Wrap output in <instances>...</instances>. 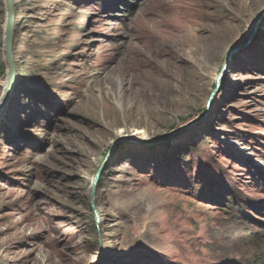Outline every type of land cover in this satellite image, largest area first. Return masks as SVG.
I'll return each instance as SVG.
<instances>
[{"label":"rangeland","instance_id":"obj_1","mask_svg":"<svg viewBox=\"0 0 264 264\" xmlns=\"http://www.w3.org/2000/svg\"><path fill=\"white\" fill-rule=\"evenodd\" d=\"M0 264H264V0H14ZM0 0V97L6 82ZM91 194L94 208L90 204ZM95 209V210H94Z\"/></svg>","mask_w":264,"mask_h":264},{"label":"water","instance_id":"obj_2","mask_svg":"<svg viewBox=\"0 0 264 264\" xmlns=\"http://www.w3.org/2000/svg\"><path fill=\"white\" fill-rule=\"evenodd\" d=\"M4 2H5V8H6V17H5V26H4V47H5V52H6L7 70H6V82L4 84V90L0 97V116L6 108L11 90L13 88L14 80L16 77V63H15L14 43H13L14 28H15V3H14V0H4ZM263 26H264V8L260 11V13L255 18L250 30L246 32L239 39V41L226 52L224 63L214 79L213 88L209 94V97H208V100H207V103H206V106H205V109H204V112L201 118L194 120L192 122H189L171 131L167 135H164L156 139H152V140L140 139L136 136L134 137V135H122L120 137H117L111 143L103 162L101 163L100 167L97 170L96 175L94 176V180L91 183V186L93 187L95 182L99 179L101 174L104 172L106 166L109 164L111 158L116 154V152L122 146L129 145V144H140V145L153 146L155 144L168 141L170 140L171 137L177 134H180L183 131L197 125L203 119V117L206 116L208 112L212 97L214 93L217 91L219 79L221 75L223 74L226 66L232 61L233 57H235L237 54L243 51L249 44H251L253 41L257 39ZM89 200H90L91 206L94 208L91 194L89 195ZM97 264H105V258H104L103 253H101Z\"/></svg>","mask_w":264,"mask_h":264},{"label":"bare ground","instance_id":"obj_3","mask_svg":"<svg viewBox=\"0 0 264 264\" xmlns=\"http://www.w3.org/2000/svg\"><path fill=\"white\" fill-rule=\"evenodd\" d=\"M142 133H143V131H140V130H138V131H136L133 135H134V137L136 136H138V135H142ZM139 138V137H138ZM140 139H141V137H140Z\"/></svg>","mask_w":264,"mask_h":264},{"label":"trees","instance_id":"obj_4","mask_svg":"<svg viewBox=\"0 0 264 264\" xmlns=\"http://www.w3.org/2000/svg\"><path fill=\"white\" fill-rule=\"evenodd\" d=\"M122 147H123V146H122ZM255 264H263V263H261L260 261H256Z\"/></svg>","mask_w":264,"mask_h":264}]
</instances>
